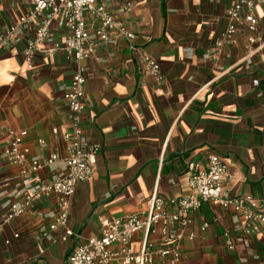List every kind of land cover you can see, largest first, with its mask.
<instances>
[{"label": "crops", "instance_id": "crops-1", "mask_svg": "<svg viewBox=\"0 0 264 264\" xmlns=\"http://www.w3.org/2000/svg\"><path fill=\"white\" fill-rule=\"evenodd\" d=\"M26 1L0 0V28L26 10ZM100 1L135 37L101 42L79 63L88 69L83 128L100 151L91 178L76 185L69 203V223L78 236L66 242L61 228L51 232L53 241L37 238L36 215L5 221L4 197L18 181L19 167L2 159V127L22 131L31 155L48 153L39 138L58 142L63 155L59 136L71 127L63 94L76 64L62 51L39 53L35 78L21 45L0 49V264H65L73 245L99 234V216L144 212L152 193L164 199L186 195L188 165H204L212 154L227 163L224 189L231 196L264 199V7L256 6L257 30L240 24L234 41L209 58L205 54L231 23V0ZM51 30L55 39L64 36L55 25ZM247 37L255 39L250 46ZM141 52L158 60L161 87L142 73ZM54 204L51 197L37 207L49 211ZM238 218L204 202L183 229L182 264H264V233L252 237L246 254L226 253L218 243ZM141 236L133 237L134 250Z\"/></svg>", "mask_w": 264, "mask_h": 264}, {"label": "built area", "instance_id": "built-area-1", "mask_svg": "<svg viewBox=\"0 0 264 264\" xmlns=\"http://www.w3.org/2000/svg\"><path fill=\"white\" fill-rule=\"evenodd\" d=\"M231 1L226 10L231 23L205 57L217 54L223 43L233 42L234 35L241 30L240 24L258 29L256 6L264 7V0ZM25 7L13 23L0 28V49L21 45L23 62L35 78L39 53L62 51L75 62L76 70L63 94L71 127L59 136L63 155L58 142L47 144L43 138L38 139L41 147L48 148L44 157L30 154L22 131L2 127L7 139L2 159L19 167L18 181L4 197V217L10 221L26 212L36 215L40 219L37 238L53 241L51 232L61 228L60 240L66 242L78 236L69 223V203L76 185L91 178L100 151L99 144L92 142L83 128L87 120L84 90L88 69L79 63L92 56L101 42H112L117 36L132 40L135 35L100 0H27ZM52 25L64 32L62 39H55ZM246 41L250 46L255 39L247 37ZM140 57L142 73L152 78L153 85H164L158 60L147 52H141ZM52 133L58 135L59 131L54 128ZM187 175L186 195L164 199L152 193L144 212L123 217L99 216V234L73 245L65 264H182L183 229L208 201L239 216L232 230H224L217 237L218 243L226 253H248L252 237L264 233V199L231 196L224 189L227 163L216 154L210 155L204 165L191 162ZM51 197L55 199L54 206L49 211L39 210L37 206ZM206 226L203 223L201 228ZM139 232L142 233L140 248L134 250L133 237ZM13 237H18V232Z\"/></svg>", "mask_w": 264, "mask_h": 264}]
</instances>
